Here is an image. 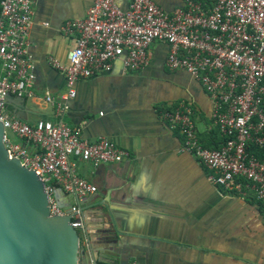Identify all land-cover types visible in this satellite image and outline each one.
<instances>
[{
    "label": "crops",
    "instance_id": "crops-1",
    "mask_svg": "<svg viewBox=\"0 0 264 264\" xmlns=\"http://www.w3.org/2000/svg\"><path fill=\"white\" fill-rule=\"evenodd\" d=\"M114 1L121 8L128 2ZM153 2L166 12L182 5V0ZM90 3L33 0L26 44L34 62L33 95L9 106L24 111L22 120L53 119L42 96L56 98L65 85L46 58L66 62L72 43L61 27L84 16ZM166 53V44L154 42L148 65L131 73L115 60L110 70L77 81L75 95L66 101L67 125L78 126L87 140L105 136L128 153L120 163L76 161L77 174L96 187L84 196H61L81 210L77 264L96 258L97 248H89L84 233L94 240L104 234L113 242L102 247L107 262L97 264H264V208L252 191L240 196L211 184L210 171L182 149L181 133L158 116L179 100L190 101L199 141L218 145L210 99L188 73L166 68ZM95 226L104 232L90 233Z\"/></svg>",
    "mask_w": 264,
    "mask_h": 264
},
{
    "label": "built area",
    "instance_id": "built-area-1",
    "mask_svg": "<svg viewBox=\"0 0 264 264\" xmlns=\"http://www.w3.org/2000/svg\"><path fill=\"white\" fill-rule=\"evenodd\" d=\"M32 14L33 0H0V121L7 153L38 175L51 215L64 213L52 196L55 188L77 197L96 191L77 174V160L97 166L128 156L111 139L87 140L62 120L75 83L110 70L115 60L124 73L143 69L154 42L166 44L168 70L184 71L202 87L222 140L216 148L201 144L190 101L159 110V118L181 133L182 149L210 171L211 184L240 196L250 190L264 208V0H182L171 12L153 0H128L125 8L91 0L84 16L61 27L72 43L66 62L46 58L65 85L56 98L42 96L53 119L30 124L10 112L5 96L33 95L34 62L26 50ZM70 213L71 226L80 227L77 206L71 204Z\"/></svg>",
    "mask_w": 264,
    "mask_h": 264
},
{
    "label": "water",
    "instance_id": "water-1",
    "mask_svg": "<svg viewBox=\"0 0 264 264\" xmlns=\"http://www.w3.org/2000/svg\"><path fill=\"white\" fill-rule=\"evenodd\" d=\"M5 102L11 106L24 98L7 94ZM17 108L10 112L25 119L24 111ZM63 194L59 187L53 190L64 213L51 215L38 175L7 153L0 121V264H77L81 229L71 226V203L64 204ZM89 232L104 231L95 226ZM87 235L84 233L85 240L91 241L89 248H97L93 264L107 262L101 254L106 253L102 247L112 245L110 237L101 234L94 240Z\"/></svg>",
    "mask_w": 264,
    "mask_h": 264
},
{
    "label": "trees",
    "instance_id": "trees-1",
    "mask_svg": "<svg viewBox=\"0 0 264 264\" xmlns=\"http://www.w3.org/2000/svg\"><path fill=\"white\" fill-rule=\"evenodd\" d=\"M217 135H218V134H217ZM221 140H222V139L219 137L218 145H219V143L221 142ZM202 145L205 146V147H207V148H216V147L218 146V145H217V146H215V147H211V146H206V145H204V144H202Z\"/></svg>",
    "mask_w": 264,
    "mask_h": 264
},
{
    "label": "rangeland",
    "instance_id": "rangeland-1",
    "mask_svg": "<svg viewBox=\"0 0 264 264\" xmlns=\"http://www.w3.org/2000/svg\"><path fill=\"white\" fill-rule=\"evenodd\" d=\"M11 140L15 141V139H13V138Z\"/></svg>",
    "mask_w": 264,
    "mask_h": 264
}]
</instances>
